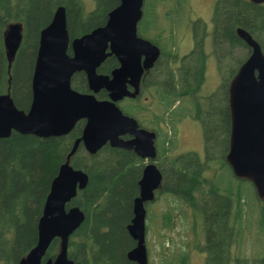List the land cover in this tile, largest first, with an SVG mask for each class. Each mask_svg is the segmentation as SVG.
<instances>
[{"label":"trees","instance_id":"16d2710c","mask_svg":"<svg viewBox=\"0 0 264 264\" xmlns=\"http://www.w3.org/2000/svg\"><path fill=\"white\" fill-rule=\"evenodd\" d=\"M87 1L93 5L92 11L86 8ZM59 6L65 9L67 31L72 40L104 26L108 13L116 6V0H0V14L2 13L0 15V96L9 95L15 107L26 113L32 97L31 79L39 46V34L50 23ZM26 7L30 11L25 10ZM210 22L211 45L215 44L220 48L225 46L230 50L244 48L249 54L248 47L236 34L237 29H242L259 44L264 55V3L255 4L249 0H216ZM14 24L21 26V41L13 60L9 62L4 48V36L8 27ZM138 36L145 39L139 33ZM205 37V31L201 29L198 39L200 42L196 43L194 52L186 57L191 59L197 49L201 51L199 53L201 63L197 70L182 57L183 66L177 69V83L173 85H177V91L173 92L170 86L173 79V74L170 73L172 70L167 76L165 75L166 81L156 82L157 87L161 88L160 100L157 101L163 107V111L160 115L152 114L151 125H148L150 129L153 128L158 132L155 127L158 123H165L164 118L173 128V122H179L182 117V115L175 116L176 110L169 112L176 99L196 96V93L203 94L201 86L205 82L207 63L206 49L203 46ZM146 40L156 45L150 39L146 38ZM68 54L70 55V51ZM165 55L169 56L161 49V57L156 62V66ZM230 55L227 53V56L223 54L219 57L220 67H223V71L220 70L221 75L225 69H229L228 75L221 77L220 101L215 97V92L213 95L208 93V97L199 100L197 98L193 101L191 97L188 99L192 115L188 113L185 116H190L194 121L205 120L206 123L203 125L200 122L204 132V148L207 150L205 159L199 162L196 154L187 153L171 159V164L169 166L165 164L167 166L165 169L157 164L163 177L158 193L170 195L178 202L192 206L203 216L205 243L196 249L204 254L205 264H230L240 259H236V255L231 257L234 246L231 237L238 238L239 233V229L234 224H229V219L232 218V192L230 189H225L223 194L222 189L218 186H210V180L205 178L217 165L219 170L222 166L224 169L225 166L228 167L224 159L230 129L226 85L228 79L235 73L230 69L232 60L229 58ZM244 60L237 61L236 65H241ZM172 61L174 62L175 59L168 63ZM116 63L113 57L107 58L104 65L98 69V73L108 74L111 68H115ZM167 67L170 68L169 65ZM182 69L183 73H181ZM162 81L166 86L162 85ZM71 87L77 92L87 93L84 74H75L71 79ZM97 98L104 100L106 94L101 92ZM129 104L132 112L146 113V108L149 107L148 103H143L141 107L132 102ZM204 107L207 108L205 113L202 110ZM214 120L220 129V134L224 135L223 142L226 146L222 149L214 138L217 135ZM83 126L84 121H79L70 134L58 138L43 139L12 132L8 138L0 139V264H18L35 246L37 222L50 183L56 176L58 168L64 163L74 142L81 137ZM163 140L167 142V137ZM81 148L82 146L79 145L73 159L70 158V165L75 170L83 171L88 181L86 187L77 192L68 207H78L84 213L85 219L69 237L68 258L74 264H132L127 260L126 254L135 246V242L129 237L126 227L132 219L133 200L139 193L138 182L144 162L133 151L116 149L109 145H105L95 155L86 153L87 155L82 156L79 154ZM156 148L157 160L163 159L168 151L162 146ZM217 154L218 157H214ZM80 158L81 161H78ZM74 159L77 161L73 162ZM215 172L216 170L213 174ZM169 174L171 178L168 177ZM205 185L208 186V190ZM236 198L237 201L240 200V197ZM259 203L264 206V202ZM167 213L161 218L162 227L165 228L168 226L166 221L172 220L169 211ZM239 214L241 210L236 214L237 218ZM59 243L58 239L53 240L45 259H55L59 251ZM163 243L162 238V251H167ZM179 256L183 264L186 256L182 253ZM262 263L264 264V256ZM161 264L168 262L162 261Z\"/></svg>","mask_w":264,"mask_h":264},{"label":"water","instance_id":"95a60500","mask_svg":"<svg viewBox=\"0 0 264 264\" xmlns=\"http://www.w3.org/2000/svg\"><path fill=\"white\" fill-rule=\"evenodd\" d=\"M143 1L118 0L104 26L73 40L68 35L65 9L59 6L39 34L27 113L18 110L9 95L0 96V139L8 138L12 132L58 138L68 135L78 121L85 122L81 137L74 142L50 183L37 222L36 244L18 264H74L68 258V240L84 222L85 215L78 207L68 205L88 181L83 171L70 166L79 143L89 155L109 145L133 151L138 158L148 161L138 182V196L133 200L132 219L126 227L135 242L126 254L127 260L132 264H148L145 205L153 201L162 183V174L154 164L156 135L140 129L117 106L124 98L138 95L144 71L150 70L160 56L156 45L137 36ZM249 1L264 3V0ZM20 33L18 24L10 25L5 33L4 48L9 62L19 47ZM236 34L250 54L227 89L230 129L225 162L234 178L249 182L258 200L264 202V55L247 32L237 29ZM108 57H114L121 67L109 75L97 73ZM77 73L85 75L89 93L71 88V79ZM100 91L107 93L106 100L96 98ZM55 239L60 242L59 251L54 260L45 259Z\"/></svg>","mask_w":264,"mask_h":264},{"label":"rangeland","instance_id":"374dc122","mask_svg":"<svg viewBox=\"0 0 264 264\" xmlns=\"http://www.w3.org/2000/svg\"><path fill=\"white\" fill-rule=\"evenodd\" d=\"M215 2L216 0H144L142 6L143 18L138 24V33L145 37V39L148 38L152 42L156 43L160 50H164V52L169 55H165L163 60L155 67L156 70L153 73L154 75L152 74V79H155L153 82L154 85H156L158 80L166 81V76L171 70L172 72L170 73L173 74V78L176 83V76H178L177 69L183 66L182 57L189 54V50L192 45L191 40L187 37L189 34L186 33V31L188 30L189 32L190 30H194V32H199L200 28H205L206 30L211 29V12ZM86 4V8L89 9L88 11H92V3L87 1ZM25 10L30 11L28 7H26ZM0 15H2V13ZM24 24L26 27V23ZM184 32L186 35H184ZM146 35L152 37L150 38ZM28 44L31 43L28 42ZM211 44L209 45V48H206V55L209 58V61L206 63L205 82L204 85L201 86V92H203V94L196 93V96L191 95L190 97L193 101L197 98L199 100L203 97H208V93L213 95L214 92L216 94L215 97L220 101L222 95V87L220 86L221 77L228 75L229 72V69H225L221 75L220 70L223 71V67H220V55L224 54L227 56V53L231 54L229 57L232 58L230 62V69L235 72L240 66L236 65L237 61L244 60L249 55L248 51L244 48L230 50V48L224 46L221 48L217 47V49H215V47ZM198 57V51H195L192 60L190 59L189 61L190 65H192V67L194 66L196 70L201 63V57ZM173 59H175L174 62L172 61V63H168ZM167 65L170 66L169 69ZM112 69L113 68L110 70ZM182 71L183 69L181 70V73H183ZM232 77L228 79L227 85ZM163 81L162 85L166 86ZM151 90L153 98L158 100L161 96L159 93L161 92V88H152ZM147 92L149 93V90H147ZM145 96L148 95L144 94L143 97ZM143 97L141 99H143ZM190 97L177 99L179 100L180 105L177 106L175 116L182 115V117H180L179 122H173L174 136H169V132L171 133L172 129H169L168 125L170 124H167L168 120L166 121L165 118V123H158L157 126L159 128L154 126L158 131L156 146L164 147L169 153H167L163 159L161 158L156 160V166L158 164V166L165 169L167 167L165 164H168L169 166L172 162L171 159L190 153V150H195L197 154L199 153L198 155H201L203 151L202 133L199 126L196 122L191 121L190 116H185L188 113L192 115L191 105H189L190 102L188 100ZM130 105L131 104L129 103H122L121 109L126 114H131L139 124L147 123L146 116H149V111L146 113H140L141 111L132 112L130 111ZM152 109L154 110L155 115H160L163 111L161 104L154 105ZM206 109V107L202 109L203 113L206 112ZM172 117L169 118L170 121H172ZM148 123H150V120H148ZM165 137H167V142L163 140ZM223 138L224 135L221 134L217 142L219 148L221 147V149L226 146L225 142H223ZM86 153L87 152H85L84 148H81L79 154L84 156L87 155ZM214 157H218V154ZM74 160L75 161L73 162L77 161V159ZM78 161H81V158L78 159ZM143 164L145 166L147 164L146 161H144ZM214 170H216L215 174H213ZM168 177L171 178L170 174ZM205 178L210 180V186H218L219 189H222L223 194L225 189H230L232 192V218L229 219V224H234L235 227L239 229V233L238 238H234V236L231 237L233 238L232 246L234 245L232 247L233 251L231 257L236 255V259H240H238L239 261H234L230 264H245L246 260V264H263L264 206L258 202L252 185L249 182L238 181L235 179L230 172V169L226 166L225 169L222 166L221 170H219L217 165L214 169L207 173ZM204 187L207 190L209 189L207 185ZM236 197H240V200L237 201ZM145 208V244L148 253V264H161L162 261L168 262L169 264L170 260V264H182V261L179 260V254L181 253L186 256L183 264H205L204 254L196 249V247H200L205 243L203 216L198 210H195L188 204L178 202L170 195H166L162 192L158 193L155 200L148 203ZM239 210H241V214H239L237 218L236 214ZM167 211H169L172 220L170 222L166 221L168 226L165 228V226L162 227L161 223L163 219L161 218L163 217V214H168ZM162 238L164 239L163 244L167 251H162Z\"/></svg>","mask_w":264,"mask_h":264},{"label":"flooded vegetation","instance_id":"af4514ba","mask_svg":"<svg viewBox=\"0 0 264 264\" xmlns=\"http://www.w3.org/2000/svg\"><path fill=\"white\" fill-rule=\"evenodd\" d=\"M118 4H119V2H118V0H116V6L114 7V8H116L117 6H118ZM106 20H107V18H106ZM106 23V22H105ZM201 29H203L204 31H205V35H206V37L204 38V40H203V46H204V48L206 47V46H208L209 47V45L212 43V39H211V34H212V25H211V29H209V30H206L205 28H200V30H199V32L197 31H195L194 32V30H190L189 32H188V30L186 31V33H188L189 34V36L187 35V37H189V40H191V43H192V45H191V47H193V45H194V47L196 46V43H199L200 42V40H198L199 38H200V35H201ZM186 33L184 32V35H186ZM188 40V41H189ZM214 47H215V49H216V47H219V46H216L215 44H214ZM197 51H198V54L201 52V51H199V49H197ZM202 51H203V49H202ZM193 51H191V53H192ZM204 55V54H203ZM187 56V55H186ZM199 58V57H198ZM197 58V59H198ZM115 59V58H114ZM187 62H189L190 60L187 58ZM191 60H192V58H191ZM106 62V60L101 64V66H103L104 65V63ZM117 62V61H116ZM118 67H121V64L120 63H116V66H115V68H113L111 71H109V73L108 74H106V75H109L114 69H116V68H118ZM155 67H156V65L155 66H153V68L152 69H150L149 71H144V73H143V76H142V79H141V83H140V86H139V89H138V95L135 97V98H124L123 100H121L120 102H118L117 103V106L118 107H121V104L122 103H124L125 101H133V102H137V103H139V105L141 106L144 102H146V103H149L150 104V106L149 107H147L146 109H147V111H149L148 113H149V117H150V119L152 118V113H154V110H152V106L153 105H156V100L153 98V94H152V88H154V89H157L156 88V86L153 84V82H154V80L152 79L153 78V76H152V74L154 73V71L156 70L155 69ZM154 75V74H153ZM146 78H148V81H146ZM174 83H175V80H174V78L172 79V81L170 82V86H171V90L173 91V92H175V91H177V87L176 86H173L174 85ZM176 83H177V77H176ZM128 87V90L129 91H133L132 90V88L130 87V86H127ZM147 90H149V93L147 92ZM151 90V91H150ZM101 92H104V91H100L96 96H99L100 95V93ZM105 94H106V99L108 98L107 97V93L106 92H104ZM144 94H147L148 96H145V97H143V95ZM173 94V93H172ZM143 97V99H141ZM149 100V101H148ZM178 104L177 105H180L179 104V102H177ZM174 109H177V106L176 105H174L173 107H172V109H171V111L172 110H174ZM190 115V114H189ZM146 118H147V116H146ZM191 121L192 122H196L197 123V125L199 126V128H200V131H201V133H202V149H203V151H202V153H201V155H198L196 152H195V150H190L189 152L190 153H194V154H196V156L198 157V160H199V162L200 161H202V160H204L205 159V156L207 155V150L204 148L205 147V145H204V132H202V129H203V127H202V124L203 125H206V123H205V120H202V121H194V120H192L191 119ZM218 121V120H217ZM218 122H220V121H218ZM217 122V123H218ZM205 123V124H204ZM213 123L215 124V129L217 130V135H215L214 136V138L216 139V142H218V140H219V138H220V136H221V134H220V129L218 128V125L216 124V120H214L213 121ZM213 124V125H214ZM149 125H151V124H149ZM141 127V126H140ZM147 127H149V126H147ZM146 129V128H145ZM150 131H154V130H150ZM124 139L125 140H128V139H130L129 137H124ZM228 142H229V134H228ZM227 151H228V145H227ZM169 154V153H168ZM174 158V157H173Z\"/></svg>","mask_w":264,"mask_h":264},{"label":"bare ground","instance_id":"6f19581e","mask_svg":"<svg viewBox=\"0 0 264 264\" xmlns=\"http://www.w3.org/2000/svg\"><path fill=\"white\" fill-rule=\"evenodd\" d=\"M165 155V154H164ZM190 166V165H189ZM201 183V182H200ZM194 200V199H193ZM190 203V202H189Z\"/></svg>","mask_w":264,"mask_h":264}]
</instances>
